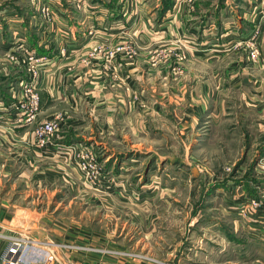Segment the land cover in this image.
Wrapping results in <instances>:
<instances>
[{
	"label": "rangeland",
	"instance_id": "374dc122",
	"mask_svg": "<svg viewBox=\"0 0 264 264\" xmlns=\"http://www.w3.org/2000/svg\"><path fill=\"white\" fill-rule=\"evenodd\" d=\"M197 1L175 0L171 12L161 14L162 0H94L101 5L95 15L99 21L67 2L71 12L84 15L79 17L86 29L117 23L125 29L114 43L95 41L86 58L102 61V70L112 75L122 74V61L132 67L130 88L121 100L131 135L124 123L123 146L82 144L98 162L89 174L75 151L80 195L69 190V181L39 185L21 177L19 163L0 161V206L4 201L77 222L119 246L178 264H264L263 224L239 216L241 204L264 190V109L253 96L257 81L264 80L258 46L263 20L240 17L245 0H222L227 16L209 28L206 13L197 14ZM210 1L213 13L221 0ZM42 2L0 0L1 45L35 32L31 18L40 15L44 21L46 5L54 12L60 7ZM112 5L120 22L105 15L103 7ZM249 23L258 27L235 41L237 31L251 29ZM221 32L228 38L222 53L206 60L204 34L218 38ZM110 51L117 52L114 58ZM107 154L119 157L120 177L106 169Z\"/></svg>",
	"mask_w": 264,
	"mask_h": 264
},
{
	"label": "crops",
	"instance_id": "0c3cea01",
	"mask_svg": "<svg viewBox=\"0 0 264 264\" xmlns=\"http://www.w3.org/2000/svg\"><path fill=\"white\" fill-rule=\"evenodd\" d=\"M48 1L60 5L58 10L54 12L53 23L47 24L45 20L40 18V15L39 17L33 15L31 23L34 25L35 32L32 31L19 37L25 50L34 52L37 57L48 58V64L43 67L37 85L40 96V112L36 122L31 125L20 124L18 122L19 117L15 112L8 109L11 104L17 103L15 93L28 77L27 54L24 50L18 51V60L15 61H12L7 55L17 41V35L13 42L0 44V161L19 163L24 168L21 177L30 181L35 180L39 185L46 182L50 183L51 179L55 181L58 179L59 182L69 181L72 183L69 190L76 191L74 194L80 195L82 187L76 185L81 180L82 175L76 170L73 171L75 164L72 157L75 155V151L81 148L82 144L101 145L103 148L106 146L120 147L122 143H125L120 139L119 133L124 129V123L128 125V127L125 126L128 128V135H131L130 116L125 115L121 100L125 99L128 94L127 87L130 88L129 74L132 72V67L122 61L120 64L123 67L122 74L112 75V72L107 73L102 70V61L86 58L89 49L98 41L114 43V37L124 35L125 29L117 23L120 22L119 14L113 9V5L103 8L106 17L111 19L110 21L113 23H117L115 26L102 29L91 26L90 29H86L83 26L84 19L79 17L84 15H78L79 12H71L67 2L77 4L75 7L83 9V13L89 11L85 15L90 16L85 17H90L94 21H99L98 16L95 15L101 5L93 3L94 0H65L66 4H63V2L65 3L64 0H43L42 3ZM223 1L218 2L213 13L211 12L213 6L210 0L197 1V6L201 8L197 14L206 13L205 15L211 23L209 28L215 29L216 26L212 24L227 16L226 2ZM110 2L111 0H109V4ZM83 3L89 5L83 7ZM102 3L106 4L105 1ZM127 3L128 1L125 2V4ZM241 16H245L246 19L256 18L257 23L258 20H263L258 46L264 56V0H245L240 12ZM122 20L124 21L126 18L122 17ZM257 25L256 23L254 26L252 24L251 29L246 30V32L237 31L234 36L235 41L247 39L258 27ZM92 27L94 28L92 29ZM198 29L200 34L201 24L198 25ZM204 35L206 45H203L202 51L209 52L208 55H204L205 59L208 60L210 56H217L222 53V47L226 45L228 40V38L226 40V34L222 33L221 37L218 38H210L207 37V34ZM33 39H35L37 47L48 52L47 55H38L37 49L31 43ZM212 50L214 53H210ZM217 50L219 52H216ZM256 70L259 71L257 66ZM257 82L254 88L256 92L253 96H256V104L264 109V106H261L262 100H264V80L261 79ZM257 88L261 90L259 91ZM118 110L119 113L117 114ZM46 121H55L59 124L53 144L48 151L42 150L38 146L34 134L36 126ZM106 136H108L107 139ZM113 153L115 155V152ZM114 155L107 154L105 167L112 171L114 169L113 173L118 178L121 175V169L124 170V168L117 161L119 157H114ZM123 160L121 158V162ZM2 172L0 170V174ZM102 193L106 195L104 191ZM0 233L15 237L23 235L33 240V249L29 250L26 255L23 254L28 264L31 262L34 264L35 259H38L40 264H153L147 259L117 255L128 252L141 254L149 259H162L149 252L119 246L114 241L95 234L77 222L71 224L57 221L51 215L29 208H21L4 201L1 202L0 206ZM62 245L67 247L63 248ZM35 246L42 247L48 253H55L58 260L53 257L47 260L39 256L36 254ZM7 247L8 239L0 238V257L6 252ZM0 264H3L1 259Z\"/></svg>",
	"mask_w": 264,
	"mask_h": 264
},
{
	"label": "built area",
	"instance_id": "2783aa9c",
	"mask_svg": "<svg viewBox=\"0 0 264 264\" xmlns=\"http://www.w3.org/2000/svg\"><path fill=\"white\" fill-rule=\"evenodd\" d=\"M44 20L47 24H52L54 21V10L50 4L46 5V7L42 10ZM24 50L27 54V79L26 81L22 82L20 88L15 93V98L17 103L11 104L8 109L15 112V114L19 117L18 122L20 124L31 125L36 122L37 117L40 112V96L38 93V82L40 80V76L42 74L43 67L48 64L47 57H37L34 52H30L25 50L24 46L21 42L15 41L12 46V49L8 51L7 55L12 61L18 60L17 53L18 51ZM96 51V50H95ZM120 51V50H117ZM116 51H110L111 58H114L116 55ZM59 124L55 121H46L40 123L36 126L34 134L37 140L38 146L42 150L48 151L52 144L54 137L57 134ZM89 148H79L76 153L80 160V168L89 174V172H93L96 168H98V162L96 161L95 156H88L86 155L85 151H88ZM239 216L244 219L245 222H253L257 223L260 222L264 226V190L259 193L258 197L254 199H246V201L241 204L239 210ZM8 239V247L6 252L2 254L0 257L3 264H28L25 261L23 254L33 249V240L28 237H24L20 235L19 237L15 236H8L2 235L0 233V238ZM61 247H67L62 245ZM37 250L36 254L41 257L46 258H54L58 260V256L55 253L46 252L42 247L38 246L34 247ZM122 255L123 257L129 258H137V259H147L153 262V264H178L174 261L170 260H157V259H149L141 254H135L132 252L117 254ZM34 264H40L38 259L34 260ZM33 262H31L32 264Z\"/></svg>",
	"mask_w": 264,
	"mask_h": 264
},
{
	"label": "trees",
	"instance_id": "16d2710c",
	"mask_svg": "<svg viewBox=\"0 0 264 264\" xmlns=\"http://www.w3.org/2000/svg\"><path fill=\"white\" fill-rule=\"evenodd\" d=\"M174 4H175V0H162L161 14H165L168 11L172 10V8L174 7ZM34 40L35 39H33V41H31V43L37 49L38 55H47L48 52L46 50H44L43 48L37 47V44Z\"/></svg>",
	"mask_w": 264,
	"mask_h": 264
},
{
	"label": "bare ground",
	"instance_id": "6f19581e",
	"mask_svg": "<svg viewBox=\"0 0 264 264\" xmlns=\"http://www.w3.org/2000/svg\"><path fill=\"white\" fill-rule=\"evenodd\" d=\"M26 217V216H25Z\"/></svg>",
	"mask_w": 264,
	"mask_h": 264
}]
</instances>
